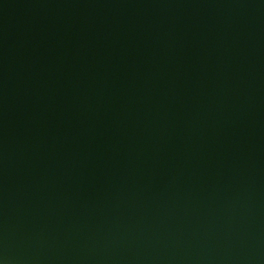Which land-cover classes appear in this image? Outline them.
<instances>
[{"label": "water", "instance_id": "obj_1", "mask_svg": "<svg viewBox=\"0 0 264 264\" xmlns=\"http://www.w3.org/2000/svg\"><path fill=\"white\" fill-rule=\"evenodd\" d=\"M0 264H264V0H0Z\"/></svg>", "mask_w": 264, "mask_h": 264}]
</instances>
